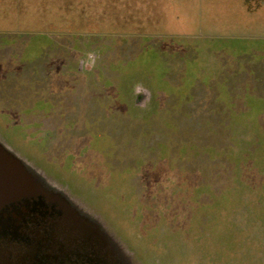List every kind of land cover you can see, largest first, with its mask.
<instances>
[{
	"label": "rangeland",
	"instance_id": "obj_1",
	"mask_svg": "<svg viewBox=\"0 0 264 264\" xmlns=\"http://www.w3.org/2000/svg\"><path fill=\"white\" fill-rule=\"evenodd\" d=\"M0 146L1 264H264V0H0Z\"/></svg>",
	"mask_w": 264,
	"mask_h": 264
},
{
	"label": "flooded vegetation",
	"instance_id": "obj_2",
	"mask_svg": "<svg viewBox=\"0 0 264 264\" xmlns=\"http://www.w3.org/2000/svg\"><path fill=\"white\" fill-rule=\"evenodd\" d=\"M56 231V230H55ZM52 232V231H50V237L49 238H42L41 236H39L42 240H43V242H42V240H40V238H38L36 241H37V244L33 247L35 250L36 249H41L42 248V250H43V248L45 247L46 248V246H44V245H55L56 246V248H54V250H56L57 251V253H56V256L55 255H53L52 257L51 256H49L48 254L46 255V257L45 258H43V260L41 261V259L40 260H38V263L37 264H50V262H51V264H54L55 262H56V264H59V263H61V264H64L62 261H63V259H65V258H67V256H68V254L66 253V250L64 249V248H60L59 246H58V244H60V238H59V233H56V232ZM49 240H50V242H49ZM51 240H53L54 242L53 243H51ZM56 242V243H55ZM29 243H30V241L29 242H25V244H20V245H17V244H13V245H9V247L12 249H10L9 251L7 250L6 252H4V255L2 256V261H4V260H8V258H13L14 257V255H16V257H17V255L19 254V256H18V258H22V262H19V264H24L23 263V261L26 259V260H28L27 259V257H26V255L28 254V252L27 251H30V248L32 247V246H30L29 245ZM46 243V244H45ZM58 243V244H57ZM53 247V246H52ZM100 250L101 251H103V249L102 248H100ZM22 251H26V253H25V255H21L22 254ZM12 252V253H11ZM90 252V251H89ZM100 251L98 250L97 251V253H96V251H95V254H98ZM35 253H37V251L35 252ZM86 253H88V251L87 252H85V254ZM91 253H93V252H91ZM11 254H14V255H11ZM84 257H86V256H84ZM1 258V257H0ZM48 258H49V261H48ZM52 258V259H51ZM97 258V257H96ZM96 258H94L95 260H96ZM56 259V260H55ZM94 259H92V257H90V256H87L85 259H84V262H83V264H92V262L94 261ZM98 259V258H97ZM60 260V261H59ZM105 262H106V260H104ZM1 264V263H0Z\"/></svg>",
	"mask_w": 264,
	"mask_h": 264
},
{
	"label": "water",
	"instance_id": "obj_3",
	"mask_svg": "<svg viewBox=\"0 0 264 264\" xmlns=\"http://www.w3.org/2000/svg\"><path fill=\"white\" fill-rule=\"evenodd\" d=\"M21 184V183H20ZM17 168L0 146V209L8 202L15 200L16 193L24 189L19 188ZM22 185H24L22 183ZM25 187V186H24Z\"/></svg>",
	"mask_w": 264,
	"mask_h": 264
}]
</instances>
